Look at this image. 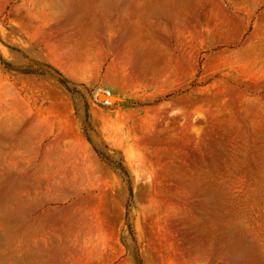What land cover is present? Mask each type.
Listing matches in <instances>:
<instances>
[{
  "label": "rangeland",
  "instance_id": "1",
  "mask_svg": "<svg viewBox=\"0 0 264 264\" xmlns=\"http://www.w3.org/2000/svg\"><path fill=\"white\" fill-rule=\"evenodd\" d=\"M0 264H264V0H0Z\"/></svg>",
  "mask_w": 264,
  "mask_h": 264
},
{
  "label": "water",
  "instance_id": "2",
  "mask_svg": "<svg viewBox=\"0 0 264 264\" xmlns=\"http://www.w3.org/2000/svg\"><path fill=\"white\" fill-rule=\"evenodd\" d=\"M99 99L100 100H113L114 98L112 96H108L106 92H100Z\"/></svg>",
  "mask_w": 264,
  "mask_h": 264
}]
</instances>
